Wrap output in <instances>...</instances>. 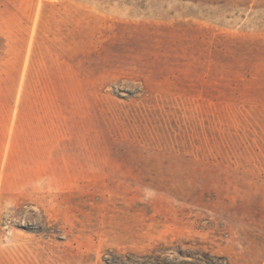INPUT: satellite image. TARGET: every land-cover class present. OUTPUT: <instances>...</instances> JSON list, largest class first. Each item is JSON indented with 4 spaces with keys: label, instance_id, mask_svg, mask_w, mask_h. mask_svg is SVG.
Instances as JSON below:
<instances>
[{
    "label": "rangeland",
    "instance_id": "rangeland-1",
    "mask_svg": "<svg viewBox=\"0 0 264 264\" xmlns=\"http://www.w3.org/2000/svg\"><path fill=\"white\" fill-rule=\"evenodd\" d=\"M0 264H264V0H0Z\"/></svg>",
    "mask_w": 264,
    "mask_h": 264
}]
</instances>
